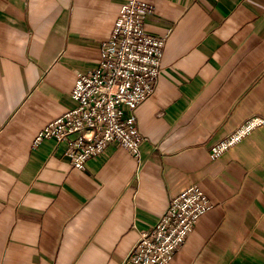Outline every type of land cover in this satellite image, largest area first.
Returning a JSON list of instances; mask_svg holds the SVG:
<instances>
[{
  "label": "crops",
  "instance_id": "1",
  "mask_svg": "<svg viewBox=\"0 0 264 264\" xmlns=\"http://www.w3.org/2000/svg\"><path fill=\"white\" fill-rule=\"evenodd\" d=\"M130 0H0V264H125L171 197L212 208L174 264H264V127L220 158L211 147L264 118V0H137L154 12L164 71L136 111L146 141L74 169L36 135L74 109L75 73L100 63Z\"/></svg>",
  "mask_w": 264,
  "mask_h": 264
},
{
  "label": "built area",
  "instance_id": "2",
  "mask_svg": "<svg viewBox=\"0 0 264 264\" xmlns=\"http://www.w3.org/2000/svg\"><path fill=\"white\" fill-rule=\"evenodd\" d=\"M153 12L151 5L137 0L121 7L111 36L102 45L98 67L75 73L71 96L77 106L46 125L36 135L33 149L51 141L55 151L62 148L61 156L78 170L115 148L140 158L146 138L139 130L136 111L154 94L164 71L165 40L145 27L146 17ZM259 127H264V118L245 121L211 147V159L220 158ZM211 208L197 187L171 197L154 227L140 233L125 264H174L176 252Z\"/></svg>",
  "mask_w": 264,
  "mask_h": 264
}]
</instances>
